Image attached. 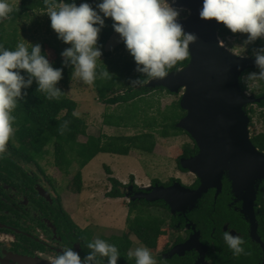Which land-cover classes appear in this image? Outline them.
Returning a JSON list of instances; mask_svg holds the SVG:
<instances>
[{
	"label": "flooded vegetation",
	"instance_id": "af4514ba",
	"mask_svg": "<svg viewBox=\"0 0 264 264\" xmlns=\"http://www.w3.org/2000/svg\"><path fill=\"white\" fill-rule=\"evenodd\" d=\"M258 45L259 49L264 42ZM254 50L245 55H252ZM256 69L245 71L244 77ZM247 82L241 79L245 90L262 92H257L256 87H250ZM251 132L253 143L260 149L256 137L260 133H255L252 128ZM187 135L191 143L184 144L177 157L180 169L185 145L190 147L191 153L184 157L199 153L196 141L189 133ZM185 171L189 178L192 177L191 181L175 175L164 181L155 178L145 182L134 174L129 181L111 182L106 192H120L118 197L128 205V216L124 227H106L100 231L92 215L80 213V210L72 212L55 178L31 156L21 152L12 137L4 158L0 159V264H49V259L66 247H73L83 259L91 251L88 243L96 238L117 247L118 264H135V258L129 257V252H134L137 247L148 248L156 264H264V201L260 196L264 180L260 183L254 216L251 217L246 213L245 200L234 193L227 174L222 177L219 194L216 185L193 209L185 206L173 211L164 201L133 200L136 192L157 181H162L164 186L180 181L189 189H197L201 185L200 178ZM137 207L151 211L145 218L142 215L145 221H136L133 217ZM226 231L244 239L246 254L233 255L223 239ZM97 259L100 264H107L106 257L98 256Z\"/></svg>",
	"mask_w": 264,
	"mask_h": 264
},
{
	"label": "clouds",
	"instance_id": "9594fccd",
	"mask_svg": "<svg viewBox=\"0 0 264 264\" xmlns=\"http://www.w3.org/2000/svg\"><path fill=\"white\" fill-rule=\"evenodd\" d=\"M44 2L51 28L58 39L70 45L61 52L63 65L71 66L72 75L89 86L98 78H112L107 68L97 72V61L102 56L98 35L106 18H111L112 28L133 57L135 71L145 78L132 81V86L166 78L170 69L188 57L189 45L198 39L196 34L185 31L180 17L185 12L190 14V10L175 6L176 0H99L95 9L87 2L77 6L74 0H63L59 4L57 0ZM11 12L8 0H0V20L7 19ZM199 17L214 19L233 34H247L245 45L264 39V0H202ZM28 45L30 50L23 42L9 50L0 44V159L4 158L6 146L15 134L13 112L33 82L37 84V91L45 93L49 100H58L63 95L57 86L63 77V68L53 67L42 53L41 45ZM252 54L258 71L243 75L241 79L245 82L264 80V47ZM68 123L64 121L60 126L61 134ZM223 239L233 255L246 254L241 236L226 231ZM87 247L91 251L83 259L73 247H66L51 257L49 264H100L98 256L106 257L107 264H118L120 254L114 244L96 238ZM129 257L135 258V264H156L146 247H137L129 252Z\"/></svg>",
	"mask_w": 264,
	"mask_h": 264
},
{
	"label": "rangeland",
	"instance_id": "374dc122",
	"mask_svg": "<svg viewBox=\"0 0 264 264\" xmlns=\"http://www.w3.org/2000/svg\"><path fill=\"white\" fill-rule=\"evenodd\" d=\"M74 1L77 6L80 3L87 2L94 9L99 2V0ZM8 3L14 10L21 6L22 0H8ZM187 15V12L182 13L180 19ZM6 31L9 36H16L18 42H23L26 46H29L28 43L35 45L51 42L60 44L64 49L70 47V45L58 39L57 34L51 28L47 11L44 10H34L16 21L8 22ZM246 36L230 37V40L227 39L231 43L228 44L229 47L233 46L231 47L233 50L245 55L251 49L258 50V43L264 42L263 40H257L253 44L245 45ZM121 43L123 42L119 34L114 32L107 43V51L114 49ZM128 60L134 59L124 46L111 56H101V60L97 61V69L102 66L107 69L111 68L114 62L118 67H122L124 62ZM109 70L115 73L114 69ZM126 78L129 79L128 75L124 77V80ZM132 81L130 85H132ZM261 81H249L247 84L250 87L255 86L256 91L260 92L264 90ZM128 86L123 85L122 88L116 89V92L122 93ZM61 87L66 91L68 97L77 102L76 113L87 123L86 134L79 136L80 141H86L90 135L102 136L106 139L111 136H129L145 132H153L157 138V145L152 153L141 149H132L128 156L103 152L95 156L83 169L84 186L82 193L76 192L72 185L74 175L79 169L78 163L74 162L69 173L62 171L56 164L53 147L48 146L49 153L43 159H40L39 164L51 177L55 178L56 184L60 185L65 200L68 202L67 204L71 205V207H68L73 213L74 210H80V213L92 215L96 219L95 221L98 222L100 231L106 230V227L125 226L128 205L123 199L110 197L106 192L107 188L112 185L106 167H110L111 177H115L120 181L131 180V176L134 174L137 175L140 181L145 182L155 178L164 181L175 175L183 178L184 181H191L192 177L189 178L186 171L180 169L177 164V157L182 153L183 145L191 143V139L186 133L172 134L174 122L183 115V109H179L176 105L181 100L182 92L176 94L167 89L152 88L148 94H144L143 97L136 98L134 101L107 104L99 98L95 85H86L75 76H73L69 85H62ZM113 92L109 94V97L114 95ZM252 94L258 95L257 93ZM253 107V113L249 112L252 117L251 128L255 133L264 132V116H262L264 106L260 107L255 104ZM119 116L125 117V124L128 123V125L114 126L107 124L106 119L115 122ZM167 116H170V118ZM136 123L138 125L135 126ZM147 124L156 125V127L149 128L146 127ZM160 125H168L171 129V135L166 139L161 134L164 127ZM149 213L151 211L139 207L133 217L136 218V221L144 220L143 218ZM142 215L145 216L142 218ZM107 230H110V228H107Z\"/></svg>",
	"mask_w": 264,
	"mask_h": 264
},
{
	"label": "water",
	"instance_id": "95a60500",
	"mask_svg": "<svg viewBox=\"0 0 264 264\" xmlns=\"http://www.w3.org/2000/svg\"><path fill=\"white\" fill-rule=\"evenodd\" d=\"M175 6L190 10L180 22L186 32L198 37L189 45L190 61L166 78L148 80L144 86L182 92L180 105L186 115L177 127L192 136L199 153L182 157L180 164L200 178L201 185L189 189L180 181L169 186L157 181L132 198L164 201L173 211L185 206L193 209L216 185L219 194L222 177L227 174L234 193L245 200L247 215L254 216V203L264 180V151L252 141L248 108L263 102L264 96L249 93L241 84L243 73L257 68L254 56L242 55L225 44L220 36L222 23L199 17L202 0H176Z\"/></svg>",
	"mask_w": 264,
	"mask_h": 264
},
{
	"label": "trees",
	"instance_id": "16d2710c",
	"mask_svg": "<svg viewBox=\"0 0 264 264\" xmlns=\"http://www.w3.org/2000/svg\"><path fill=\"white\" fill-rule=\"evenodd\" d=\"M62 2L63 0H57L58 4ZM68 2H72V0H68ZM34 10L48 11V7L45 5L44 0H22L21 6L12 10L7 19L0 20V44H3V46L9 50H14L19 42L16 36L11 37L8 35L6 31V24L11 21H16ZM112 23L113 21L111 18H106L105 26L98 35V45L101 47L102 56L105 57L115 54L121 47L125 46L124 43H121L114 49L107 51V43L109 42L112 34L115 32L112 28ZM243 35L247 34H233L224 25L220 30V36L226 41L227 45L230 43L228 42V37L238 38ZM258 40L264 41V39ZM39 45H41L42 53L47 56L54 68H63V77L57 85L63 91V95L58 100H49L46 98L45 93L37 91V84L35 81L31 87L26 90V97L22 101L18 102V105L13 112V115L15 116V122L13 125L15 134L13 139L18 142V149L21 152L31 156L35 162L39 163V160L43 159L49 153L48 146L51 145L54 149L57 166L66 173H69L74 162H77L79 169L74 175L72 185L75 191L79 193H82L84 186L83 169L98 154L103 152L120 156H128L132 149H141L142 151L153 152L156 144V134L153 132H145L143 134L137 133L129 136H111L106 139L102 136L90 135L86 141H80L79 136L86 134L87 123L79 115H73L77 109V102L68 97L66 91L61 87L62 85H69L71 82L73 78V68L71 66L65 67L63 65L61 52L64 48L60 44L43 42ZM189 61L190 54L183 61H179L172 69L169 70V72L187 65ZM109 69H114L115 73ZM135 69L136 64L134 60L125 61L122 67H118L116 62H114L111 68L107 69L112 74V78H98L94 84L98 91L99 98L107 104H117L120 102L128 103L129 101H134L136 98L143 97L144 94H148V92L152 90V88L144 86L148 81H146L142 86L130 85V82L132 81L131 79L133 78L145 79L143 75L136 72ZM104 70H106V68L102 66L97 69V72L99 73ZM256 71L258 70L256 69ZM126 75H128L129 79L126 78L124 80ZM261 84L264 89V80L261 81ZM123 85L129 86L122 93H117L116 89L122 88ZM242 87L246 89L245 86L242 85ZM156 89L165 90L163 87ZM112 92L114 95L109 97V94ZM258 96H264V90L258 94ZM257 104L260 107H263L264 100L263 102ZM176 105L179 109H181L180 101L177 102ZM251 106L252 105L248 108V112L253 111V107ZM182 113L183 115L173 124L172 134L174 135H177L180 132L188 134L185 130L177 127L178 121L185 116L186 111L182 110ZM262 116H264V112L262 113ZM167 117L170 118V116ZM64 121H68L69 123L64 133L61 134L60 126L64 123ZM106 122L109 125L122 126L125 124L126 120L125 117L119 116L115 122L110 119H106ZM125 125H128V123ZM134 125L136 126L138 123ZM146 127L154 128L156 125L147 124ZM163 127L164 128L161 131L162 136L169 137L171 135V129H169L168 125H164ZM256 137L260 142L257 143V145L264 151V132H261ZM9 142H11V139ZM188 149H190V147L185 145L184 156L190 155L191 151ZM106 171L108 172L110 181L113 184L120 182L117 178L111 177L112 171L110 167H106ZM261 192L260 196L264 201V186L261 189ZM119 194L120 192L118 191L108 193L110 197H118Z\"/></svg>",
	"mask_w": 264,
	"mask_h": 264
}]
</instances>
